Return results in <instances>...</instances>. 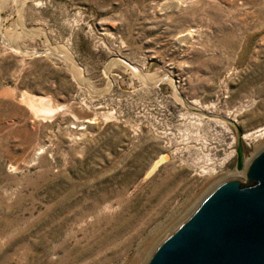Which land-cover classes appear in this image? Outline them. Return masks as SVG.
Masks as SVG:
<instances>
[{"label": "rangeland", "instance_id": "1", "mask_svg": "<svg viewBox=\"0 0 264 264\" xmlns=\"http://www.w3.org/2000/svg\"><path fill=\"white\" fill-rule=\"evenodd\" d=\"M262 128L264 0H0V264H145Z\"/></svg>", "mask_w": 264, "mask_h": 264}, {"label": "water", "instance_id": "2", "mask_svg": "<svg viewBox=\"0 0 264 264\" xmlns=\"http://www.w3.org/2000/svg\"><path fill=\"white\" fill-rule=\"evenodd\" d=\"M238 133L237 169L154 249L145 264H264V147L245 160Z\"/></svg>", "mask_w": 264, "mask_h": 264}, {"label": "bare ground", "instance_id": "3", "mask_svg": "<svg viewBox=\"0 0 264 264\" xmlns=\"http://www.w3.org/2000/svg\"><path fill=\"white\" fill-rule=\"evenodd\" d=\"M49 109H51V108H49ZM51 110H53V109H51ZM42 113H45V114H50L51 112L49 111V110H43V112ZM48 116V115H47ZM257 132V134L256 135H253V133L255 134V132H253L252 134H248V135H245L244 136V138H249L251 141H253L254 139H256L255 137L257 136H259V135H261V134H263L264 133V128H262V129H260V130H258V131H256ZM259 132V133H258ZM262 136V135H261ZM254 141H256V140H254ZM261 147L263 148L264 147V142L261 144ZM258 148H260V147H258ZM232 156V155H231ZM231 156H229V157H231ZM163 158L164 157H162L161 158V160H159L160 162L161 161H163ZM227 158V157H226ZM229 159V158H228ZM211 160V159H210ZM213 160V159H212ZM211 160V161H212ZM158 161V162H159ZM206 161V160H205ZM224 161H226V160H224ZM158 162H155L152 166H151V168H150V171L149 172H151L153 169H155V167L158 165ZM208 162V161H207ZM207 162H205V163H207ZM213 162V161H212ZM220 162V161H219ZM214 164H216L215 163V160H214V162H213ZM222 163H223V161H222ZM211 164V163H210ZM213 164V165H214ZM212 165V166H213ZM204 166V165H203ZM208 166V165H207ZM211 166V165H210ZM215 166V165H214ZM222 166V165H221ZM210 168V171H207L208 173H212V174H216V172H215V169L213 168V167H209ZM207 169V168H206ZM203 170V169H202ZM209 170V169H208ZM149 172H148V174H149ZM203 172V171H202ZM218 173V172H217ZM230 175L228 176H226L225 177V179L226 178H230V177H236V176H239V177H241L242 178V175H244L245 174V170L243 169V171L241 170V171H238V172H233V173H229ZM203 175H205V174H203ZM223 176V175H222ZM224 177V176H223Z\"/></svg>", "mask_w": 264, "mask_h": 264}]
</instances>
